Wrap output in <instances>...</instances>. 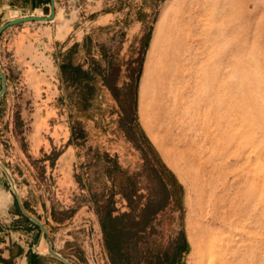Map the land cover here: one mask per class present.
<instances>
[{"label": "rangeland", "instance_id": "374dc122", "mask_svg": "<svg viewBox=\"0 0 264 264\" xmlns=\"http://www.w3.org/2000/svg\"><path fill=\"white\" fill-rule=\"evenodd\" d=\"M54 2L61 94L0 60V161L52 248L107 264L109 216L112 264H264V0ZM45 249L0 168V264Z\"/></svg>", "mask_w": 264, "mask_h": 264}, {"label": "crops", "instance_id": "0c3cea01", "mask_svg": "<svg viewBox=\"0 0 264 264\" xmlns=\"http://www.w3.org/2000/svg\"><path fill=\"white\" fill-rule=\"evenodd\" d=\"M49 1L0 0V15L6 11L17 13L6 21L28 15H44ZM55 20L56 17L49 21L25 22L15 30L4 31L0 36V60L10 53L13 63L21 71L20 79L25 86L24 89L27 90L28 94L36 97H53L61 94L59 89H61L63 75L57 50L68 38L70 31L64 33L63 26L55 24ZM6 21H2L0 26ZM10 79L7 74V87H9ZM194 253L196 254L197 250ZM49 256L63 264L51 255ZM111 258L109 252L106 257L107 264H112L113 259L111 260Z\"/></svg>", "mask_w": 264, "mask_h": 264}, {"label": "water", "instance_id": "95a60500", "mask_svg": "<svg viewBox=\"0 0 264 264\" xmlns=\"http://www.w3.org/2000/svg\"><path fill=\"white\" fill-rule=\"evenodd\" d=\"M49 5H50V13L48 15H44V16H42V15L22 16V17H18V18L9 20L6 23L2 24L0 26V35L2 34V32L6 28L18 25L20 23L32 22V21H49V20H52L55 17V2H54V0H50ZM0 81H1V87H0V98H1L2 95L4 94V92L6 91V87H7L6 75L1 69H0ZM0 168L4 172V174L8 180V183H9L10 188L14 194V197H15V200H16V203H17V206H18L20 212L22 213V215L24 217L29 219L32 223L36 224L40 228L41 232L43 233L44 240L46 241V249H45L46 252L49 255H51L52 257H54L55 259L62 262L63 264H73L52 248L51 243L48 240L45 227L35 217H33L31 214H29L26 211V209L24 208V205H23V203L19 197L14 179H13L12 175L10 174V172L8 171V169L2 164L1 161H0Z\"/></svg>", "mask_w": 264, "mask_h": 264}, {"label": "trees", "instance_id": "16d2710c", "mask_svg": "<svg viewBox=\"0 0 264 264\" xmlns=\"http://www.w3.org/2000/svg\"><path fill=\"white\" fill-rule=\"evenodd\" d=\"M21 215H22V213H21ZM111 218H113V217L107 216V217H102L101 220H100L102 232H103V235H104V239L106 241V245H107V248H108L110 254H111V252H113V245L110 242V240H111L110 237H111V233H113L114 230L111 229V227L107 226L105 221L109 220ZM120 246H121V243H120Z\"/></svg>", "mask_w": 264, "mask_h": 264}]
</instances>
